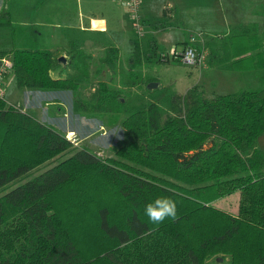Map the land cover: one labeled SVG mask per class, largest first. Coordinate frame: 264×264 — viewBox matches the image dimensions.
Segmentation results:
<instances>
[{"label": "trees", "instance_id": "trees-1", "mask_svg": "<svg viewBox=\"0 0 264 264\" xmlns=\"http://www.w3.org/2000/svg\"><path fill=\"white\" fill-rule=\"evenodd\" d=\"M237 39L248 45L233 48L230 70L264 79V32L227 37ZM143 45L131 44L132 67L150 59ZM82 50L71 42L63 66L54 51L13 49L4 79L13 76L19 90L70 91L75 114L114 126L119 90L96 81L86 100L80 95L91 74ZM117 61L118 50L105 48L100 64L113 71ZM121 128L125 143L104 158L0 98V264H264V152L256 147L264 89L207 98L193 86L165 109L134 111ZM234 192L235 214L214 207ZM157 197L176 201V220H149L145 206Z\"/></svg>", "mask_w": 264, "mask_h": 264}, {"label": "rangeland", "instance_id": "rangeland-1", "mask_svg": "<svg viewBox=\"0 0 264 264\" xmlns=\"http://www.w3.org/2000/svg\"><path fill=\"white\" fill-rule=\"evenodd\" d=\"M3 1L5 2L3 3ZM146 1V6L143 2L141 17L144 20V15L148 16L149 22L157 20L165 0ZM171 1L176 6L177 14L169 21L174 26L173 28L167 32L155 33L149 26L143 25V37L140 39L146 40L152 37L159 46L158 53L147 61L132 67L133 52L130 48V40L138 38L132 31L129 19L128 25L120 29L117 34H107L102 38L105 47L115 44L119 50L117 65L113 71L106 70V67L100 64V58L103 57L102 52L95 50L91 57L85 50H82L91 57V74L88 81L81 85L80 95L86 100V96L91 90V87L89 89L87 85H90L91 82L94 84L96 81H104L110 88L119 90L124 106L117 124L108 126L106 118L100 120V118L84 117L90 121H86L85 125L79 127L80 136L86 140H78V135L74 132L73 127L82 116L73 112L70 91L48 92L40 97L38 103L33 101L27 111L36 117L40 113L43 120L48 123L47 125L56 128L69 138L74 137L78 141L77 148L86 147L91 152H98L104 158H110L114 157L113 150L125 143L124 132L121 128L122 121L134 111L143 109L151 103L158 104L165 109L173 94L182 95L193 86L202 89L207 98L231 94L240 90L264 89V79L260 71L235 75L233 72L221 68L203 70V67H188L179 60L173 59V53L182 51L181 43L185 40L186 35L194 36L198 40L201 35L212 36L217 39V45L218 43H227L228 36L237 34L236 28L229 29L234 18L233 6H241L246 0ZM254 6L261 9L259 14H264V0H258ZM2 7L10 15V17H0V52L7 53L4 57H10L13 49L22 48L37 47L41 50H51L58 53V58L64 57L62 54L69 51L70 38L68 36L71 33L69 30L63 29L57 0H0V9ZM72 9L74 11V7L67 4L66 13L69 14V11L72 13ZM258 17L263 18L262 15H258ZM8 20L9 26L6 24ZM65 22H69V20ZM177 25L181 28H177ZM19 27L22 28V33L17 32ZM198 50L201 49L198 48ZM62 65L64 66L65 63ZM1 89L7 104H20L25 98L24 90H19L16 87L13 76H8L2 82ZM57 108H60V111H56ZM258 140L256 147L264 152V148H262L264 141L258 144ZM79 141L81 145H79ZM43 171L44 169L35 171V174ZM1 195L2 193H0ZM238 202L239 193L234 192L215 201L213 205L226 213L235 214Z\"/></svg>", "mask_w": 264, "mask_h": 264}, {"label": "crops", "instance_id": "crops-1", "mask_svg": "<svg viewBox=\"0 0 264 264\" xmlns=\"http://www.w3.org/2000/svg\"><path fill=\"white\" fill-rule=\"evenodd\" d=\"M143 2L145 3V6L147 4L146 0H142L141 3L142 11L144 4ZM257 2L258 0H246L241 4V6L238 7L233 6L234 18L231 23L232 25L229 26V29L236 28V32L237 34H239V33H244L246 31H250L252 28L256 27L260 33H263L264 14H259L261 12V9L256 8V6H254L257 4ZM57 3L59 4L58 7L60 11L59 18L62 19L63 29L64 30L67 29L71 33V35L68 36V38H70L69 39L70 43L73 41L80 42L82 44L83 50H85L90 55L94 54L95 50H99L98 52H102L104 54L103 51L105 50V48L117 49L115 44H112V46L110 47H105L103 44L104 40L102 38H104V35L107 34H112V35L117 34L120 29H123V27L128 25L127 22L128 15L123 5V0H57ZM67 4H71L74 7V11L72 9V13H70V11L69 14L66 13ZM174 5L175 4L171 0H165L158 19L149 22L148 16L144 15L145 17L143 20L144 24L149 26L151 30L155 33L167 32L168 30L174 27L169 21H171L172 17L177 16L175 9L176 6ZM258 15H262L263 18L262 19L259 18ZM66 20H69V22H65ZM176 27L181 28L178 25ZM189 36L190 35H186L185 40L183 41V43H181L182 47L187 43ZM210 38H212V36L201 35V38L199 40L196 39V48L201 49L199 51H203L207 55L206 65L203 67L204 68L203 70H207V69L211 70L212 68H221L233 72L235 75L247 74L251 72L242 69L230 70V67L232 66V62H233L232 56L234 55L233 48L237 50L235 52L242 53L243 49L246 48L248 45L245 39H240V40L237 39V40H233V42H231L232 40L231 39L225 44L218 43L217 45L216 41H213ZM135 40H137L140 44L144 43L143 45L144 49L146 47L150 48L146 50L149 51L151 57L158 53L159 46L157 45L154 38L151 37L146 40H141V39H135ZM135 40L132 41L130 40L131 50H132L131 44ZM147 43L150 46L146 45ZM205 44H207L208 46L207 49L204 47ZM62 55L65 58L67 56L66 53ZM118 55H119V50H118ZM227 56L229 57V59ZM91 57L93 56L91 55ZM239 58H245V55H240ZM5 79H3V81ZM48 92L51 91L24 90L23 93L25 95V98L23 101H21L20 104L17 105H19L23 109V111L29 113L27 109L28 107L32 106L31 105L32 102L36 101V103H38L40 97L42 95L47 94ZM36 118L41 123L46 125L48 124L46 123V121L43 120L40 113H38V116ZM86 121H90V120L84 117H80L79 121L75 124V127H73L74 132L76 133V135H78V140H86L80 136L81 131L79 127L85 125L84 123ZM261 141H264V135L260 137V139L258 140V144ZM79 145H81L80 141H79Z\"/></svg>", "mask_w": 264, "mask_h": 264}, {"label": "built area", "instance_id": "built-area-1", "mask_svg": "<svg viewBox=\"0 0 264 264\" xmlns=\"http://www.w3.org/2000/svg\"><path fill=\"white\" fill-rule=\"evenodd\" d=\"M123 5L126 9L128 19L131 22L132 31L138 39L142 38V28L144 25L141 17V0H123ZM175 60H179L183 65L188 67H204L206 65L207 55L203 51L196 48V37L189 36L187 43L183 46L180 53H173ZM12 60L10 57L0 58V98L4 97L1 89V83L4 76L11 72ZM67 137V136H66ZM70 143L77 147L78 141L74 137H67Z\"/></svg>", "mask_w": 264, "mask_h": 264}, {"label": "clouds", "instance_id": "clouds-1", "mask_svg": "<svg viewBox=\"0 0 264 264\" xmlns=\"http://www.w3.org/2000/svg\"><path fill=\"white\" fill-rule=\"evenodd\" d=\"M145 214L153 224H161L167 219L176 220L177 203L170 197H157L145 206Z\"/></svg>", "mask_w": 264, "mask_h": 264}, {"label": "water", "instance_id": "water-1", "mask_svg": "<svg viewBox=\"0 0 264 264\" xmlns=\"http://www.w3.org/2000/svg\"><path fill=\"white\" fill-rule=\"evenodd\" d=\"M59 63H66V58L65 57H60L58 58Z\"/></svg>", "mask_w": 264, "mask_h": 264}]
</instances>
